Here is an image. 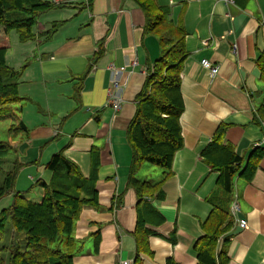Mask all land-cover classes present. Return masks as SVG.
<instances>
[{
  "label": "crops",
  "instance_id": "0c3cea01",
  "mask_svg": "<svg viewBox=\"0 0 264 264\" xmlns=\"http://www.w3.org/2000/svg\"><path fill=\"white\" fill-rule=\"evenodd\" d=\"M43 1L56 8L41 15L37 34L64 24L48 41L21 43L11 34L15 46L7 64L25 67L19 87L24 101L11 115H21L28 134L9 137L21 168L14 193L0 201V216L16 194L43 203L40 182L52 181L47 166L63 152L84 177H96L99 195V206L85 207L77 223L76 239L84 245L74 264H134L140 222L150 233L143 264H199L196 245L217 208L231 215V227L219 241L226 264H264V159L251 181L241 177L257 144L264 148L259 116L264 81L258 65L264 55V0H155L169 12V31L183 29L179 37L188 54L182 70L184 147L167 178L150 164L133 168L128 129L149 66L161 57V38L169 31L148 32L146 15L134 0ZM101 44L104 53L98 59ZM203 60L219 67L216 77ZM113 69H124L119 112L109 104ZM222 126L223 146L244 160L230 194L220 187L221 172L205 157ZM218 153L213 152L217 160ZM226 157L222 153V161ZM133 180L160 186L140 197ZM240 220L247 222L246 229L239 227Z\"/></svg>",
  "mask_w": 264,
  "mask_h": 264
},
{
  "label": "trees",
  "instance_id": "16d2710c",
  "mask_svg": "<svg viewBox=\"0 0 264 264\" xmlns=\"http://www.w3.org/2000/svg\"><path fill=\"white\" fill-rule=\"evenodd\" d=\"M134 1L146 15L148 32L164 35L165 31L172 30L169 12L158 7L155 0ZM54 8L56 5L43 0H0V120L13 114V106L24 101L19 87L25 67L16 70L7 64L11 34L16 31L21 43L50 40L64 23H54L50 31L39 35L36 26L41 15ZM167 35L161 38L164 47L161 57L149 66L145 85L137 97V113L128 129V139L134 150L133 168L150 164L163 169L164 178L171 175L176 154L184 147L182 70L188 58L185 41L179 37L183 35V29L169 31ZM103 46L99 47L98 59L104 53ZM258 65L264 81V55ZM259 112L260 120L264 121V109ZM9 132L10 136L17 137L21 133L28 134V128L20 122ZM224 134L222 126L205 157L214 169L221 172L220 187L230 194L244 160L231 147L223 146ZM11 148L9 143L0 141V172H4L7 164L13 166L11 171L4 172L0 201L14 193L21 168L16 161H9ZM217 149L218 160L217 156L213 157ZM222 153L226 154V160L222 161ZM263 159L264 148H255L241 177L251 181ZM47 169L54 176L50 183L40 182L45 189L43 203L36 204L16 194L12 206L0 216V240L4 241L0 246V264H74L82 252L84 243L76 239V226L85 207L99 206L96 177H84L79 167L63 152L53 157ZM132 185L143 197L155 193L160 183L133 180ZM230 216L223 208L213 212L205 227V237L196 245L199 264H226L227 253L225 250L219 253V241L231 227ZM149 234L140 222L136 231L134 264H143L141 254L150 251Z\"/></svg>",
  "mask_w": 264,
  "mask_h": 264
},
{
  "label": "built area",
  "instance_id": "2783aa9c",
  "mask_svg": "<svg viewBox=\"0 0 264 264\" xmlns=\"http://www.w3.org/2000/svg\"><path fill=\"white\" fill-rule=\"evenodd\" d=\"M235 53H236V45H235ZM202 66L210 72L211 76L214 78L219 74V67L214 65L210 60H203ZM124 69H113V76H112V89L110 92V100L109 104L114 108L116 112H119L123 106V97H122V86L120 84V77ZM261 125L264 128V121L261 120ZM263 143L257 144V147H262ZM238 202L237 200L234 202L233 205V213L236 215L238 210ZM239 227L241 229L247 228V222L244 220H240ZM122 264H131L130 262H123Z\"/></svg>",
  "mask_w": 264,
  "mask_h": 264
},
{
  "label": "rangeland",
  "instance_id": "374dc122",
  "mask_svg": "<svg viewBox=\"0 0 264 264\" xmlns=\"http://www.w3.org/2000/svg\"><path fill=\"white\" fill-rule=\"evenodd\" d=\"M12 34H15V35H19L16 31H13ZM19 37V36H18ZM11 44L13 46H15V41L11 39ZM19 116L21 115H17V116H14V115H8L4 118H2L0 120V141L1 142H6L7 144L9 143L10 146H11V143H10V129L13 127V126H18V123H19ZM15 140L17 137H14L12 136ZM15 150L14 149H10V156H9V161L11 162H15L16 161V156H15ZM150 169H157L158 172H160L161 170L159 168H154V167H151L149 166ZM12 170V166L10 164H7L4 166V172H8V171H11ZM3 171L0 172V185L3 184V181L5 179V173ZM148 175V178H153L151 177L150 173L149 172H144V174ZM161 173V172H160ZM144 180V179H143Z\"/></svg>",
  "mask_w": 264,
  "mask_h": 264
},
{
  "label": "bare ground",
  "instance_id": "6f19581e",
  "mask_svg": "<svg viewBox=\"0 0 264 264\" xmlns=\"http://www.w3.org/2000/svg\"><path fill=\"white\" fill-rule=\"evenodd\" d=\"M263 77V76H262Z\"/></svg>",
  "mask_w": 264,
  "mask_h": 264
}]
</instances>
